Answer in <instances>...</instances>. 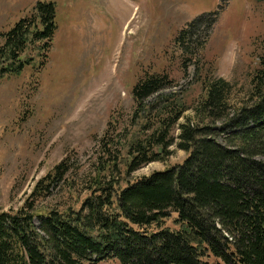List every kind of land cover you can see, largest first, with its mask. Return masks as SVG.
I'll return each mask as SVG.
<instances>
[{"label": "trees", "instance_id": "16d2710c", "mask_svg": "<svg viewBox=\"0 0 264 264\" xmlns=\"http://www.w3.org/2000/svg\"><path fill=\"white\" fill-rule=\"evenodd\" d=\"M218 11L178 32L184 52L195 48L193 31L215 23ZM56 28L55 3L38 1L4 34L0 78L31 64L30 46L43 58L40 70ZM197 76L203 95L182 123V98L161 94L174 85L168 72L139 77L131 89L135 109L123 128L118 119L108 122L100 141L106 156L84 180L82 197L45 203L68 181L72 165L63 160L19 208L0 212V264H264V57L238 101L229 81ZM172 146L186 153L182 162L132 177L166 161Z\"/></svg>", "mask_w": 264, "mask_h": 264}, {"label": "rangeland", "instance_id": "374dc122", "mask_svg": "<svg viewBox=\"0 0 264 264\" xmlns=\"http://www.w3.org/2000/svg\"><path fill=\"white\" fill-rule=\"evenodd\" d=\"M38 1L55 3L57 28L47 62L37 70L43 58L30 46L31 64L20 75L0 78V212L19 208L36 182L63 160L72 165L68 181L45 203L70 204L77 194L82 197L84 180L96 175L106 156L100 141L108 122L118 119L122 128L128 122L135 109L131 89L143 74L168 72L174 85L161 94L182 98L188 107L182 123L203 95L195 79L199 73L229 81L238 101L264 57V2L255 0H0V46ZM214 10H219L215 23L199 25L190 36L195 48L184 52L178 32ZM171 150L166 161L143 166L132 177L186 157L176 146Z\"/></svg>", "mask_w": 264, "mask_h": 264}]
</instances>
